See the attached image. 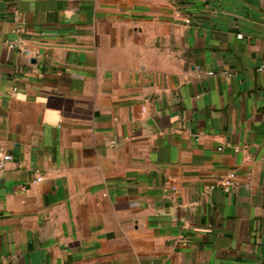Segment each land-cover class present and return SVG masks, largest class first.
I'll return each mask as SVG.
<instances>
[{
	"label": "crops",
	"instance_id": "obj_1",
	"mask_svg": "<svg viewBox=\"0 0 264 264\" xmlns=\"http://www.w3.org/2000/svg\"><path fill=\"white\" fill-rule=\"evenodd\" d=\"M0 264H264V0H0Z\"/></svg>",
	"mask_w": 264,
	"mask_h": 264
},
{
	"label": "built area",
	"instance_id": "obj_2",
	"mask_svg": "<svg viewBox=\"0 0 264 264\" xmlns=\"http://www.w3.org/2000/svg\"><path fill=\"white\" fill-rule=\"evenodd\" d=\"M17 32H20V33H23V32H25V28H24V25L22 24H20L19 25V27H18V29H17ZM23 49V51H25L26 53H28V50L27 49H25V48H22ZM12 158V156L11 155H4L3 156V158H2V161H4V160H8V159H11ZM41 178H38V180H40Z\"/></svg>",
	"mask_w": 264,
	"mask_h": 264
}]
</instances>
